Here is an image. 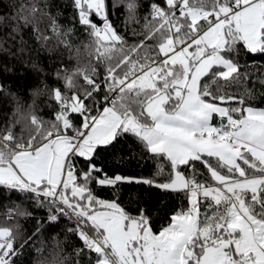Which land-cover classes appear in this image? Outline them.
I'll list each match as a JSON object with an SVG mask.
<instances>
[{"label": "snow or ice", "instance_id": "1", "mask_svg": "<svg viewBox=\"0 0 264 264\" xmlns=\"http://www.w3.org/2000/svg\"><path fill=\"white\" fill-rule=\"evenodd\" d=\"M117 5L126 11L123 32L111 19ZM144 6L71 0V27H62L47 0H33L12 17L13 32L31 27L42 48L54 37L78 63L56 71L59 86L33 93L48 96L49 119L34 99L0 127V199L15 195L46 212L8 209L9 219L36 220L35 232L25 239L19 224L0 227V264H18L34 236L62 220L80 242L75 264H264V108L246 102L247 89L229 91L249 76L242 68L264 67L255 63L264 58V0H147L142 30L129 35L127 22H138ZM77 30L88 38L83 66ZM0 92L13 95L2 83ZM125 137L168 171L161 165L159 179L109 175L96 156ZM123 184L175 194L180 204L154 227L146 210L131 214L96 193ZM41 264L66 258L57 252Z\"/></svg>", "mask_w": 264, "mask_h": 264}, {"label": "trees", "instance_id": "2", "mask_svg": "<svg viewBox=\"0 0 264 264\" xmlns=\"http://www.w3.org/2000/svg\"><path fill=\"white\" fill-rule=\"evenodd\" d=\"M33 0H0V83L13 95L0 92V127L9 125L17 111L19 103L21 113H26L28 106L33 104L35 99V110L44 119L50 118V109L46 107L49 103L46 94L34 96L38 89H44L45 84L50 87L59 86L55 73L58 69L68 67L74 69L77 66V59L74 54H70L62 46H57L56 39L52 37L47 22L42 21L39 27L44 30V34L52 37L47 45L42 48L41 43L34 39L31 27H21L19 32H13L16 22L12 19L20 10L21 6H30ZM144 8L139 12L138 22H127V33L130 35L132 29L142 30L146 14L147 0ZM43 6L45 0H38ZM50 15L57 17L58 23L62 27H71V0H47ZM115 0H109L110 6ZM112 21L121 28H125L126 11L124 7L117 5L111 16ZM74 48L80 47L81 60L79 64L87 63L88 57L84 53L83 44L88 42V38L82 31L77 30L72 37ZM52 48L49 52L47 49ZM247 57H241L240 63L244 64ZM256 64L264 65V58L257 57ZM35 65V67H33ZM242 72L249 73V76L242 80L239 86H233L229 91L241 94L247 89L251 93V99L246 97V102L253 107L264 108V85L260 83L264 80V67H246ZM83 83L82 79L80 81ZM18 118V117H17ZM24 125H17L15 131L19 134ZM27 135V132H24ZM97 164L104 167L109 175L116 173L130 176H147L152 179H159L156 173L161 165L165 172L168 167L165 161L150 155L144 147L131 137H125L115 146L114 149L101 150L97 156ZM200 167V165H197ZM96 193L100 198L107 200L116 199L122 207L131 214H136L137 210L144 209L152 219L154 227H159L165 223L167 217L176 210L180 204V197L175 194L166 193L155 187L139 184H123L118 189L97 188ZM7 193H4L6 196ZM13 205H19L21 209L27 210L37 218L46 215L44 210L33 212L34 205L26 200L17 199L15 195L11 199H0V227L15 228L20 225L21 231L27 236L35 232L36 220L27 216H15L11 219L7 216L8 209ZM66 227H71L67 220H62L55 227L49 226L40 234L35 235L31 245L24 250L20 256L18 264H41L52 260L55 253L59 252L61 257L66 258V264H75L73 249L79 246V241L74 236L66 234ZM22 242V241H21ZM40 249V251H37Z\"/></svg>", "mask_w": 264, "mask_h": 264}, {"label": "crops", "instance_id": "3", "mask_svg": "<svg viewBox=\"0 0 264 264\" xmlns=\"http://www.w3.org/2000/svg\"><path fill=\"white\" fill-rule=\"evenodd\" d=\"M213 123H217V119L216 118L213 119ZM136 178H149V177H147V176H141V177H136Z\"/></svg>", "mask_w": 264, "mask_h": 264}]
</instances>
